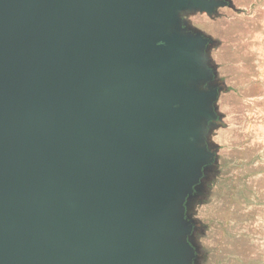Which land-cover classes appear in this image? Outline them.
I'll return each mask as SVG.
<instances>
[{
  "label": "water",
  "instance_id": "obj_1",
  "mask_svg": "<svg viewBox=\"0 0 264 264\" xmlns=\"http://www.w3.org/2000/svg\"><path fill=\"white\" fill-rule=\"evenodd\" d=\"M226 0H0V264H193Z\"/></svg>",
  "mask_w": 264,
  "mask_h": 264
},
{
  "label": "rangeland",
  "instance_id": "obj_2",
  "mask_svg": "<svg viewBox=\"0 0 264 264\" xmlns=\"http://www.w3.org/2000/svg\"><path fill=\"white\" fill-rule=\"evenodd\" d=\"M181 16L211 39L204 55L219 86L204 127L214 158L185 208L193 264H264V0Z\"/></svg>",
  "mask_w": 264,
  "mask_h": 264
}]
</instances>
